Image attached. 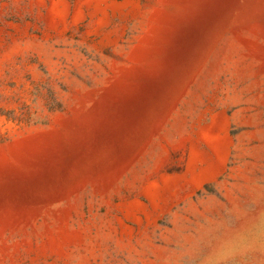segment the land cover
I'll list each match as a JSON object with an SVG mask.
<instances>
[{
  "label": "rangeland",
  "instance_id": "rangeland-1",
  "mask_svg": "<svg viewBox=\"0 0 264 264\" xmlns=\"http://www.w3.org/2000/svg\"><path fill=\"white\" fill-rule=\"evenodd\" d=\"M264 202V0H0V264H175Z\"/></svg>",
  "mask_w": 264,
  "mask_h": 264
},
{
  "label": "clouds",
  "instance_id": "clouds-1",
  "mask_svg": "<svg viewBox=\"0 0 264 264\" xmlns=\"http://www.w3.org/2000/svg\"><path fill=\"white\" fill-rule=\"evenodd\" d=\"M175 264H264V202L228 209L180 237Z\"/></svg>",
  "mask_w": 264,
  "mask_h": 264
}]
</instances>
